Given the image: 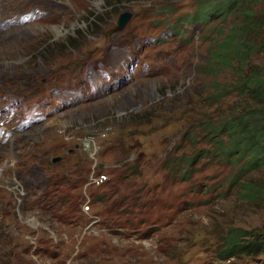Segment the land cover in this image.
I'll return each instance as SVG.
<instances>
[{"label":"rangeland","instance_id":"1","mask_svg":"<svg viewBox=\"0 0 264 264\" xmlns=\"http://www.w3.org/2000/svg\"><path fill=\"white\" fill-rule=\"evenodd\" d=\"M197 1L0 0V126L5 128L0 135V264L264 262V252L218 256L233 228L249 231L247 241L255 236L264 241V165L236 180V168L210 157L218 163L216 170L204 159L190 169L193 179L185 180L180 163L207 146L201 137L192 141L207 111L195 102L187 106L188 98L194 101L196 93L235 85L248 75L264 79V25L246 34L261 46L244 68L233 62L241 76L224 67L212 74L210 55L218 45L212 39L223 28L219 40L224 43L243 25L230 15L216 26L194 29L187 21ZM124 11L133 17L115 31ZM256 12L258 19L264 17V0ZM52 41V51L42 49ZM159 106L178 120L167 123L156 111ZM257 106L264 107V93ZM177 109L190 119L182 120ZM137 115H153L152 122L135 123ZM24 119L31 122L28 128ZM89 133L100 136L97 149L83 143ZM117 138L126 141L125 148ZM109 139L115 143L111 150ZM70 151L87 168L103 164L105 173L119 167L120 159L135 160L151 190L144 201L145 222L139 216V226L127 229L108 227L99 217L94 222L97 186L88 189L93 199L88 211L84 199L73 213L60 208L59 192H50L47 161ZM87 173L78 188L62 186L61 193L83 195ZM210 174L218 177L208 180ZM246 181L254 183L251 196L243 189Z\"/></svg>","mask_w":264,"mask_h":264},{"label":"trees","instance_id":"2","mask_svg":"<svg viewBox=\"0 0 264 264\" xmlns=\"http://www.w3.org/2000/svg\"><path fill=\"white\" fill-rule=\"evenodd\" d=\"M262 0H198L195 13L188 17L187 23L193 25L194 29H199L200 25H217L223 23V17L234 15L236 17L235 23L243 25L242 32L238 27L234 32L227 35V39L222 43L219 39L223 36V28L218 31L213 42L218 43L217 48L210 52L212 67V74L219 72L225 68V71L237 73L233 62L238 61V66L244 68L245 63H248L249 58L255 51H257L261 44L253 39H246L248 32H259L261 24L264 25V17L257 18L256 5ZM243 20V21H242ZM264 46V41L263 45ZM55 48V43L49 42L46 46L42 47L43 50L52 51ZM209 57V51H208ZM207 57V58H208ZM209 58V59H210ZM219 63L220 66H217ZM239 76H241L239 74ZM264 88V79L261 74L248 75L243 77L239 82L233 84H223L217 88H211L207 93H196L194 101L188 98L185 103L187 106L195 102L199 110H206L205 120L199 121L202 130H195L192 136V141L197 142L199 137L203 138L207 146L200 148L194 156L188 159H181L180 163L184 164L186 170L182 175L185 180H192L194 173H189L191 168H195L200 161H210V167L213 170L218 164L210 157L218 158L220 164L223 166L228 165L236 168L238 178H245L251 171L258 170L264 165V107H258V102L262 100ZM244 97L240 100L239 97ZM237 97L239 99H237ZM231 99V100H229ZM237 99V100H236ZM236 100L235 105H231L228 110L223 111V107L230 101ZM179 101H174V106H179ZM227 102V103H225ZM252 103L255 105L253 106ZM172 106V105H170ZM215 108V111L213 110ZM221 110H218V109ZM244 108V110H240ZM166 107L159 106L156 111L159 114H165L167 123L177 121L176 113L167 112ZM178 114L184 115L189 120L190 114L182 113L178 109ZM209 115V117H208ZM153 115H137L133 117L135 123L150 124ZM162 118V116H160ZM169 121V122H168ZM144 133H147L144 132ZM132 135V136H131ZM127 137L133 138V134ZM123 137V136H120ZM126 137V136H125ZM117 140L125 148L126 141L123 138ZM115 146L111 139L108 141L107 148L109 150ZM56 151V150H52ZM69 157V158H68ZM72 151L67 153L62 159L56 163L47 161L50 166L51 174L49 178V186L52 191L59 192V200L62 207L67 213L75 212L80 205L79 200L82 199V194H67L63 195L61 187L64 188H78L84 178V174L88 168L85 163L77 161ZM85 159V158H84ZM77 163L76 168H72L71 162ZM176 162L172 163V168L176 169L178 165ZM119 167L115 166L107 170L109 175L108 181L99 188V193L94 191L97 201L100 203L97 207V213L101 216L102 222L108 227L118 225L123 229L138 226L136 223L138 218L140 223L145 221L143 214L145 212V199L150 194L151 190L147 186L146 176L140 169L139 165L133 159H120L118 160ZM65 168L62 172L61 169ZM140 176L144 177L140 180ZM218 175L210 174L207 176L208 180H214ZM243 189L249 191L251 196L254 190V183L246 181ZM150 184V183H149ZM217 184L222 185L223 182ZM63 188V189H64ZM209 191V189H208ZM75 198L73 202L71 199ZM233 232L224 238L219 247L218 256L220 258H227L229 256L241 254H261L264 252V241L261 236H255L250 241L246 238L249 237V231L232 229ZM148 235V232H144ZM251 235V234H250ZM242 240V241H240ZM29 252V249L27 250ZM264 264V262L262 263Z\"/></svg>","mask_w":264,"mask_h":264},{"label":"clouds","instance_id":"3","mask_svg":"<svg viewBox=\"0 0 264 264\" xmlns=\"http://www.w3.org/2000/svg\"><path fill=\"white\" fill-rule=\"evenodd\" d=\"M122 14V13H121ZM120 14V15H121ZM119 18H120V16H119ZM132 19V18H131ZM118 23H119V19H118ZM129 23V22H128ZM127 23V24H128ZM127 26V25H126ZM125 26V27H126ZM117 27H118V24H117ZM117 27H116V29H115V31H117ZM124 27V28H125ZM123 28V29H124ZM122 29V30H123ZM119 31H121V30H119ZM29 125H31V122L28 120V119H24V121L22 122V126L23 127H25V128H28V126ZM5 133V128L3 127V126H0V135H2V134H4ZM87 138L86 137H83L82 138V141H84V140H87V139H90V138H98V137H100V136H98V137H96V135L95 134H91V133H89V134H87ZM102 141V140H101ZM83 143H85L86 144V142L84 141ZM98 147V146H97ZM97 147H96V149H97ZM54 152H58V151H53V153ZM59 155L57 156V157H61L60 158V160L62 159V157H64L65 156V152H63V153H58ZM56 157H54V158H52L51 159V162H53V163H56V162H58V161H60V160H58V161H56V162H54L53 161V159H55ZM91 158L92 159H95L96 161L98 160L97 159V157H94V156H91ZM116 165V164H115ZM102 166H103V164H99V163H97V162H95V164H94V166H90V167H88V173L87 174H89L90 173V171H91V173H90V175H93L94 177H100L99 176V172L101 171V175H105V172H103L102 171Z\"/></svg>","mask_w":264,"mask_h":264},{"label":"water","instance_id":"4","mask_svg":"<svg viewBox=\"0 0 264 264\" xmlns=\"http://www.w3.org/2000/svg\"><path fill=\"white\" fill-rule=\"evenodd\" d=\"M132 17H133V14L131 12L124 11L120 15L117 31L122 30L127 25V23L131 20ZM60 158L61 157H56L55 159H53V161L56 162L60 160Z\"/></svg>","mask_w":264,"mask_h":264},{"label":"bare ground","instance_id":"5","mask_svg":"<svg viewBox=\"0 0 264 264\" xmlns=\"http://www.w3.org/2000/svg\"><path fill=\"white\" fill-rule=\"evenodd\" d=\"M71 2H69L70 4ZM80 140V139H79ZM87 147H90V149L94 150V148L97 146V139L95 138H90L85 140ZM9 156L11 155V152L7 153ZM3 175V174H2ZM150 242V241H148ZM152 245V244H151Z\"/></svg>","mask_w":264,"mask_h":264},{"label":"built area","instance_id":"6","mask_svg":"<svg viewBox=\"0 0 264 264\" xmlns=\"http://www.w3.org/2000/svg\"><path fill=\"white\" fill-rule=\"evenodd\" d=\"M92 177H93V180H99V178H100V179H104V175H101L100 177H94V176L92 175Z\"/></svg>","mask_w":264,"mask_h":264}]
</instances>
